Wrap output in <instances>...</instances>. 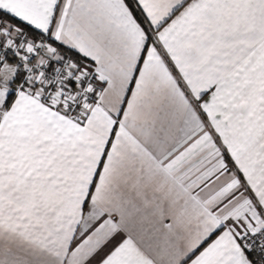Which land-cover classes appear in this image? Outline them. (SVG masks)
Segmentation results:
<instances>
[{
    "label": "snow or ice",
    "instance_id": "snow-or-ice-1",
    "mask_svg": "<svg viewBox=\"0 0 264 264\" xmlns=\"http://www.w3.org/2000/svg\"><path fill=\"white\" fill-rule=\"evenodd\" d=\"M0 264H264V0H0Z\"/></svg>",
    "mask_w": 264,
    "mask_h": 264
}]
</instances>
